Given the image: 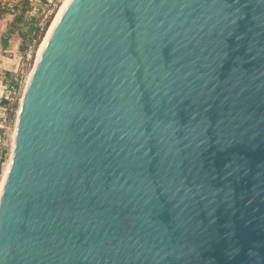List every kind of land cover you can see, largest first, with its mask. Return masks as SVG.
<instances>
[{
	"label": "water",
	"instance_id": "1",
	"mask_svg": "<svg viewBox=\"0 0 264 264\" xmlns=\"http://www.w3.org/2000/svg\"><path fill=\"white\" fill-rule=\"evenodd\" d=\"M19 108L0 264H264V0H70Z\"/></svg>",
	"mask_w": 264,
	"mask_h": 264
},
{
	"label": "rangeland",
	"instance_id": "2",
	"mask_svg": "<svg viewBox=\"0 0 264 264\" xmlns=\"http://www.w3.org/2000/svg\"><path fill=\"white\" fill-rule=\"evenodd\" d=\"M63 2L0 0V106L8 108L5 123L0 109V125L7 132L6 146L0 152V193L15 149L19 107L40 46Z\"/></svg>",
	"mask_w": 264,
	"mask_h": 264
},
{
	"label": "bare ground",
	"instance_id": "3",
	"mask_svg": "<svg viewBox=\"0 0 264 264\" xmlns=\"http://www.w3.org/2000/svg\"><path fill=\"white\" fill-rule=\"evenodd\" d=\"M69 1H70V0H64L62 6H61V8H60V10L58 11V13H57V15H56V17H55V19H54V21H53V23H52V25L50 26V28H49V30H48V32H47V34H46V36H45V38H44V40H43L41 46H40V49H39V52H38V57H37L36 63H37V61H38V59H39L40 53H41V51H42V48H43V46H44L46 40L48 39L51 30L53 29V27H54L56 21H57L58 18L60 17L61 13H62L63 10L65 9V7H66L67 4L69 3ZM36 63H35V65H36ZM35 65H34V67H35ZM33 70H34V68H33ZM33 70H32V73H33ZM31 75H32V74H31ZM30 78H31V76H30ZM27 84H28V83H27ZM19 114H20V113H19ZM18 121H19V117H18ZM17 129H18V123H17ZM16 141H17V130H16V138H15V146H14V147H16ZM14 152H15V149H14ZM13 157H14V153H13L12 158H11V164H12ZM11 164H10V166H11ZM8 167H9V166H8ZM9 169H10V167H9ZM6 177H7V175H6ZM5 179H6V178H5ZM4 182H5V181H4ZM3 185H4V184H3ZM2 188H3V187H2ZM1 192H2V190H1ZM0 194H1V193H0Z\"/></svg>",
	"mask_w": 264,
	"mask_h": 264
},
{
	"label": "built area",
	"instance_id": "4",
	"mask_svg": "<svg viewBox=\"0 0 264 264\" xmlns=\"http://www.w3.org/2000/svg\"><path fill=\"white\" fill-rule=\"evenodd\" d=\"M0 109L3 110V121L2 122H7V111L8 108H4L3 106H0ZM2 131H0V152L4 151V146H6L7 143V132L6 130H4L6 127L4 126V124L0 125Z\"/></svg>",
	"mask_w": 264,
	"mask_h": 264
}]
</instances>
